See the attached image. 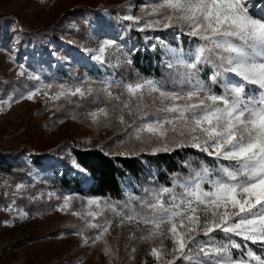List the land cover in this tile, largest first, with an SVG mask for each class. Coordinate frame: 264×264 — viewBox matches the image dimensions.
<instances>
[{
  "label": "snow or ice",
  "instance_id": "snow-or-ice-1",
  "mask_svg": "<svg viewBox=\"0 0 264 264\" xmlns=\"http://www.w3.org/2000/svg\"><path fill=\"white\" fill-rule=\"evenodd\" d=\"M130 9L121 17L130 22L127 29H171L199 41L184 52L155 37L170 57L165 63L174 73L171 87L145 78L52 84L28 73L40 83L20 99L43 95L73 103V97H93L98 106L87 116L93 124H119L126 134L121 144L133 141L153 154L194 148L214 158L216 166L186 163L189 175L174 176L171 186L145 188L143 196L129 195L123 203L88 199L85 210L72 214L98 230L92 245L104 240L114 222L135 226L143 232L142 242L159 241L149 251L156 264H264V15H256L264 13V0H152L142 6V16ZM84 51L101 64L108 59L109 67L132 64L113 39ZM206 65L212 69L208 81L200 78ZM25 71L21 65L18 75ZM117 88L122 90L115 93ZM13 102L18 101L11 94L0 100V111ZM73 199L65 196L58 210L70 211ZM99 217H105L102 223ZM104 252L115 255L106 240Z\"/></svg>",
  "mask_w": 264,
  "mask_h": 264
},
{
  "label": "rangeland",
  "instance_id": "rangeland-1",
  "mask_svg": "<svg viewBox=\"0 0 264 264\" xmlns=\"http://www.w3.org/2000/svg\"><path fill=\"white\" fill-rule=\"evenodd\" d=\"M149 2L152 0H0V100L11 94L18 101L0 111V150H18L27 145L34 151H44L59 143L72 142L83 148L98 146L129 154L151 151L133 141L121 144L126 134L115 121L93 124L87 116L98 106L93 97L83 100L73 97V103L53 102L43 95L35 100L20 99L40 83L29 80L28 73L38 74L44 83L61 84L45 78L41 68L58 67L63 55L66 59L63 68L68 69L72 65L90 66L97 62L84 49H96L105 39L116 40L122 53L129 58L130 53L144 50L143 45L126 38V32L132 29H127L130 22L121 17L129 14V6L130 14L144 15L142 6ZM85 4L100 8L104 16H107V7L117 6V27L106 26L100 17H93L90 24H86L80 7ZM256 15L264 13L256 12ZM54 24L57 25L54 31L34 38L29 36V41L23 42L26 30L36 32ZM157 36L148 40L150 48ZM111 62H115L114 57ZM108 63L106 59L103 64ZM21 65L26 70L23 77L18 75ZM110 68L118 71L119 78L115 80L134 83L140 79L131 76L128 64ZM121 90L117 88L114 92ZM99 103L102 106V101ZM54 163L53 159L37 167L27 179H12L0 174V264H156L149 251L153 244L159 246V241L142 242L143 232L135 226L116 227L114 222L104 240L92 245L91 239L98 230L86 228L85 222L72 214L85 210L87 200L92 198L63 195L45 182L44 176ZM57 168L62 170L60 166ZM18 185L23 187L18 188ZM65 196L75 197L70 211L58 210ZM21 212L26 213V217L22 218ZM105 217L114 219L110 212H106ZM105 217L97 218L98 222L102 223ZM81 230L83 235H77ZM85 238L89 240L87 245ZM105 240L114 256L105 255ZM165 243L171 246L169 241Z\"/></svg>",
  "mask_w": 264,
  "mask_h": 264
},
{
  "label": "trees",
  "instance_id": "trees-1",
  "mask_svg": "<svg viewBox=\"0 0 264 264\" xmlns=\"http://www.w3.org/2000/svg\"><path fill=\"white\" fill-rule=\"evenodd\" d=\"M80 7L83 8L81 17L86 20V24H90L93 17H100L106 26L117 27L119 17L117 6L107 7V16L102 15L100 8L96 6L85 4ZM85 15H87L86 18ZM56 26L54 24L36 32L26 30L22 38L23 42H28L29 36L34 38L35 35L52 32ZM155 34L169 47L183 49L184 52L193 50L199 41L186 34L174 33L171 29L140 32L133 28L126 32V38L145 47L144 50L138 49L130 53L131 76L157 80L165 86L171 87L174 73L165 63L170 57L157 39H153L155 48H150L148 44V40ZM33 42L36 43L35 40ZM64 62H66L65 55L60 58L58 67H42L41 71L46 75L45 78L59 83H74L86 78L96 81L105 78H119V75H116L118 71H114L106 64L92 62L90 66L72 65L65 69L63 68ZM211 75V67L204 66L200 78L208 81V77ZM130 79L131 77L128 80ZM216 90H220L218 86ZM53 159L55 163L52 170L44 176V181L57 192L63 195L101 198L121 203L127 201L129 195H144L145 188L160 185L171 186L174 176L187 177L189 168L186 163H191L193 168H199L201 162L210 167L216 166L214 158L200 153L194 148L176 149L171 152L155 154L151 151H138L129 154L119 151L112 152L98 146L83 148L72 142H63L44 151H34L27 145H22L18 150H0V174L12 179H27L37 167L44 166ZM57 166H60L62 170ZM235 239L243 243L239 238ZM249 246L256 247L255 245ZM234 254L239 255V252L234 250Z\"/></svg>",
  "mask_w": 264,
  "mask_h": 264
}]
</instances>
